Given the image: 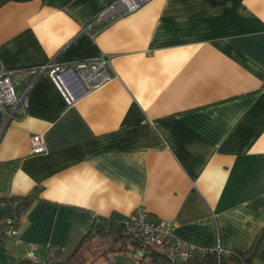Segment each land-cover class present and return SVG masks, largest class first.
<instances>
[{"label":"crops","instance_id":"0c3cea01","mask_svg":"<svg viewBox=\"0 0 264 264\" xmlns=\"http://www.w3.org/2000/svg\"><path fill=\"white\" fill-rule=\"evenodd\" d=\"M113 1L0 7L5 67L106 55L116 75L71 106L45 74L30 86L0 140V197L31 202L0 248L18 264L28 243L71 251L141 209L200 249L248 252L264 233V0H150L83 31Z\"/></svg>","mask_w":264,"mask_h":264},{"label":"built area","instance_id":"2783aa9c","mask_svg":"<svg viewBox=\"0 0 264 264\" xmlns=\"http://www.w3.org/2000/svg\"><path fill=\"white\" fill-rule=\"evenodd\" d=\"M148 1L150 0H115L97 12L83 31L101 27L132 13ZM43 74L48 76L68 106L102 88L116 77L110 65V58L106 55L66 64L50 61L37 68L9 69L0 63V140L9 124L25 115L27 92L34 81ZM29 147L33 154L45 152L43 141L38 136L29 140ZM20 218H0V237L16 240ZM123 226L129 239L139 245L141 253H157L171 264H177L194 255L214 254L219 258L231 253L219 248L200 249L183 242L173 235L171 222L153 219L141 209L131 212ZM26 246V258L31 264H48L39 253L37 245L28 243Z\"/></svg>","mask_w":264,"mask_h":264},{"label":"trees","instance_id":"16d2710c","mask_svg":"<svg viewBox=\"0 0 264 264\" xmlns=\"http://www.w3.org/2000/svg\"><path fill=\"white\" fill-rule=\"evenodd\" d=\"M12 0H0V7ZM14 1H23V0H14ZM31 200L29 198H18V197H0V218L3 217H22L27 208L30 205ZM110 237L113 238L114 242L123 241L124 239H129L125 233L123 223H117L113 219L101 220L93 225L91 231L83 237L81 243L75 246L71 250L70 257H67L64 261H58V258L61 257L66 251L62 249H55L52 254H47L44 259L48 264H68L69 260L80 248L82 242L87 238L91 237ZM5 238L0 237V246L3 244ZM264 239V233L258 237L254 242L251 249L248 252H238L231 251L228 256H222L217 258L214 254H204V255H194L193 257L180 261L177 264H254V257L261 240ZM132 245L139 248V245L132 241ZM121 249V247L119 248ZM136 253V252H135ZM19 264H31L30 261L22 260ZM121 264V263H114ZM125 264V263H123ZM134 264H171L165 257L154 253L148 252L143 254L138 253Z\"/></svg>","mask_w":264,"mask_h":264},{"label":"rangeland","instance_id":"374dc122","mask_svg":"<svg viewBox=\"0 0 264 264\" xmlns=\"http://www.w3.org/2000/svg\"><path fill=\"white\" fill-rule=\"evenodd\" d=\"M8 240V239H7ZM131 242L132 240L129 239ZM128 242V241H127ZM125 239L123 241L114 242L110 237H91L82 242L80 248L69 260L68 264H114L125 263L134 264L135 257L133 256V246L129 245V249L126 251L119 250L126 248ZM129 244V243H128ZM7 248L10 247V242H6ZM71 251H67L58 261H64L67 257H70ZM24 260H27L24 257ZM0 264H18L12 260L6 251L0 248Z\"/></svg>","mask_w":264,"mask_h":264}]
</instances>
